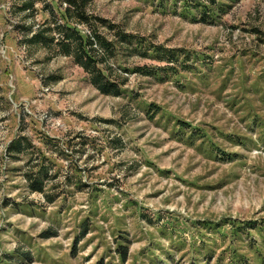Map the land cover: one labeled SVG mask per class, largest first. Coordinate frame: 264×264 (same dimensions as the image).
Listing matches in <instances>:
<instances>
[{"label":"rangeland","instance_id":"obj_1","mask_svg":"<svg viewBox=\"0 0 264 264\" xmlns=\"http://www.w3.org/2000/svg\"><path fill=\"white\" fill-rule=\"evenodd\" d=\"M25 1L0 0V264H264V0H83L118 95L25 41L64 7Z\"/></svg>","mask_w":264,"mask_h":264},{"label":"trees","instance_id":"obj_2","mask_svg":"<svg viewBox=\"0 0 264 264\" xmlns=\"http://www.w3.org/2000/svg\"><path fill=\"white\" fill-rule=\"evenodd\" d=\"M63 3V22L57 23V21L54 20L51 22L53 23L51 26L50 21L44 20L43 23L38 24L34 30H32L30 26H22L23 28H26L24 33L25 41L31 44L50 46L55 40V35L57 34V41L55 44L59 46L58 50L65 55L72 56L74 61L88 73L91 83L101 93L118 95L120 93L121 83L111 76H106L103 73L102 68L98 67V62H102L103 60H106V57L108 58L113 55L114 49H112V43H108L104 37L94 31L88 34H82L75 25H68V23L84 24L89 22V17L85 11L83 0H63ZM32 7L33 0L25 1L20 6V10H26ZM50 12L52 13V9H50ZM115 43L123 48L124 54L126 55H132L134 52L129 46V36L124 32H119V37ZM158 51L160 57L165 58L166 60H173L176 58V49L158 47L155 52ZM23 146L24 143L22 139L15 138L9 142L6 151L9 154L18 153ZM46 176L47 170L43 165H39L35 171L30 170L29 174L26 175L29 190L43 192L44 177ZM85 234L86 226L83 227L74 243L76 244L83 236H85ZM52 235H54L53 232L46 230L41 236L50 237ZM117 252L122 260H126L128 252L127 245H118Z\"/></svg>","mask_w":264,"mask_h":264}]
</instances>
